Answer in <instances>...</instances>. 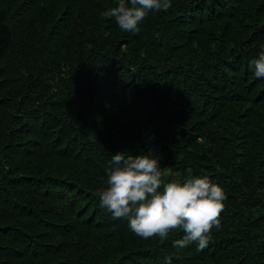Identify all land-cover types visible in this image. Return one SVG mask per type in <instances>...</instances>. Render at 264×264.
I'll list each match as a JSON object with an SVG mask.
<instances>
[{
	"label": "trees",
	"instance_id": "trees-1",
	"mask_svg": "<svg viewBox=\"0 0 264 264\" xmlns=\"http://www.w3.org/2000/svg\"><path fill=\"white\" fill-rule=\"evenodd\" d=\"M0 0V264H264V0ZM225 192L204 250L141 239L95 195L113 154Z\"/></svg>",
	"mask_w": 264,
	"mask_h": 264
},
{
	"label": "clouds",
	"instance_id": "clouds-1",
	"mask_svg": "<svg viewBox=\"0 0 264 264\" xmlns=\"http://www.w3.org/2000/svg\"><path fill=\"white\" fill-rule=\"evenodd\" d=\"M172 0H117V6L100 13L111 18L121 31H139V25L150 13L167 12ZM254 75L264 79V45L256 58L250 61ZM128 152L113 154L105 168V186L95 195L100 206L112 214L113 219H125L129 229L144 240H167L174 230H181V239L172 246L197 250L208 247L213 228H220V214L227 196L224 190L207 176H188L182 181L166 179L167 173L157 159L146 154ZM162 264H172L166 256Z\"/></svg>",
	"mask_w": 264,
	"mask_h": 264
}]
</instances>
